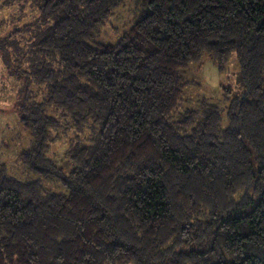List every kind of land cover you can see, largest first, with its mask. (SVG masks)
Masks as SVG:
<instances>
[{
	"label": "trees",
	"instance_id": "16d2710c",
	"mask_svg": "<svg viewBox=\"0 0 264 264\" xmlns=\"http://www.w3.org/2000/svg\"><path fill=\"white\" fill-rule=\"evenodd\" d=\"M4 2L37 16L26 57L0 35L30 138L0 161V264H264V0ZM233 54L240 90L187 102L192 64Z\"/></svg>",
	"mask_w": 264,
	"mask_h": 264
},
{
	"label": "rangeland",
	"instance_id": "374dc122",
	"mask_svg": "<svg viewBox=\"0 0 264 264\" xmlns=\"http://www.w3.org/2000/svg\"><path fill=\"white\" fill-rule=\"evenodd\" d=\"M4 1L0 0V35L3 37H7L9 34H13V32L15 33L17 28L23 30L25 24H29L37 16L36 10L29 4L6 5ZM132 10V7L131 9L129 7H122L118 10L116 16L112 17L104 26L98 40L108 43H114L119 40L134 20ZM27 31L23 30L15 36V39H12V41L19 40V45H17L22 50H25L23 52L25 57L26 51L30 50L28 42L30 34ZM16 56L20 55L17 54ZM202 59L200 63L196 65L193 63L190 67L191 77L189 76V80L195 81L199 86L186 90L185 99L187 102L195 106L198 99L205 97L211 102L219 103L223 100L222 86H229L232 89L240 90L242 87L240 66L235 54H233L226 70L222 73L218 71L213 61L207 55ZM22 66L25 68L24 65ZM16 82L8 77V72L0 56V161L6 162L12 172L19 173L22 167H19L17 156L23 148L28 147L30 138L28 133L23 129L15 108L18 88L22 86V81L18 84ZM31 89L38 91L41 96L44 92V88H39L38 86H32ZM71 138H75L74 132L71 133ZM68 140L69 138H65L63 141L56 143L53 146V152L61 155V150L68 146Z\"/></svg>",
	"mask_w": 264,
	"mask_h": 264
}]
</instances>
